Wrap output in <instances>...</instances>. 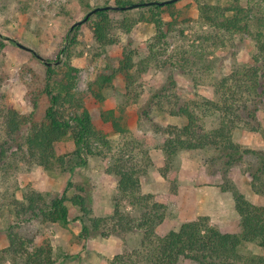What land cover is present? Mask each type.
<instances>
[{
	"label": "rangeland",
	"instance_id": "obj_1",
	"mask_svg": "<svg viewBox=\"0 0 264 264\" xmlns=\"http://www.w3.org/2000/svg\"><path fill=\"white\" fill-rule=\"evenodd\" d=\"M105 5H115V0H0V98H5L19 113H33L34 119L41 121L49 105L45 62L58 55L61 61L78 68L77 97L91 113L94 126L104 131L109 140L107 144H95L102 154L89 157L84 166L78 165L80 160L71 155L73 144L69 139L55 147L57 155H65L64 166L55 164L47 169L14 154L0 160V264H23L22 259L3 253L12 224L21 225L33 240L29 249L38 241L49 243L54 264H111L115 255L138 249L142 230L81 237L88 220L71 202H67L70 215L65 225L31 218L29 213L17 217L16 211L30 190L43 194L47 200L64 191L67 197L82 194L93 217H109L117 204L122 211H132L121 202L118 178L109 170L112 156L119 149L133 150L140 165L146 167L147 174L140 177L142 193L169 194L170 182L157 168L166 159L162 150L167 136L164 129L181 126L186 119L157 109L150 103L152 96L165 87L167 92L189 100L212 98L222 78L250 65L258 31H264V0H177L162 14L166 38L160 47V58L149 61L142 71L138 68L147 55V40L155 33L153 24L140 21L124 33L117 26L123 14L111 9V35L116 43L99 45L92 31L93 19L69 34L73 23L92 8ZM235 7L244 9V30H221L216 22L232 17ZM132 13H146V6L132 8ZM208 16L214 21H207ZM126 48L134 51L137 63V71L132 70L137 75L132 90L126 89L125 74H116L100 88L102 75H110V64L120 59ZM108 113L120 122L124 134L114 132L111 123L104 122ZM218 123L215 115L206 121V128L217 127ZM28 126L23 128L24 136ZM234 139L243 148L264 150V114L236 129ZM172 167L177 170L179 188L174 198L165 203L164 217L155 230L157 236L204 215L220 231L236 233L240 218L233 193L243 194L256 205L264 203V197L251 189V167L247 163L226 167L217 150L181 151ZM242 250L246 254L264 253L252 243ZM180 264L196 263L184 259Z\"/></svg>",
	"mask_w": 264,
	"mask_h": 264
},
{
	"label": "trees",
	"instance_id": "obj_2",
	"mask_svg": "<svg viewBox=\"0 0 264 264\" xmlns=\"http://www.w3.org/2000/svg\"><path fill=\"white\" fill-rule=\"evenodd\" d=\"M247 1L250 3L257 0ZM131 3V0H115L118 6ZM169 7L171 3L163 6L153 4L146 6V13L137 15L132 13V9L118 10L123 17L117 26L124 33L140 21L155 27L154 35L147 40V55L140 66L138 64V69L142 71L146 70L149 61L160 58V47L166 38L162 14ZM110 10H98L85 21L93 19V35L101 46L117 42L111 35L114 25L109 16ZM233 11L235 14L232 17L225 16L216 22L221 30H244L245 24L241 17L244 9L235 7ZM207 21L214 20L208 16ZM80 25L70 28L69 34L77 31ZM63 51L61 49L60 52ZM45 63V92L49 96V105L41 121H36L33 113H19L5 98H0V160L7 158L8 154H14L47 169L53 168L55 164L64 166L65 155H57L55 147L69 139L73 144L71 155L80 160L78 165L84 166L89 157L102 154L95 144H107L109 140L104 131L94 126L91 113L77 97L75 87L78 68L69 61H61L58 55L51 62ZM109 68L110 75H102L99 87L109 84L116 74H125L126 89L131 91L137 77L132 73L133 69L137 71L134 51L123 49L122 57L111 63ZM213 93L212 98L189 100L167 92L164 87L150 100L157 109L186 119L181 126H167L164 129L167 136L162 150L166 159L157 168L170 182L169 194L142 193L140 177L147 174L146 167L140 165L138 155L133 150L119 149L112 156L109 170L118 178L121 202L132 211H122L117 204L109 217H93L90 216L86 197L82 194L67 197L64 191L47 200L43 194L30 190L19 203L17 217L29 213L31 218L40 217L44 222L65 225L70 215L67 202H71L87 217L88 222L83 225L80 234L83 238L142 230L143 239L139 248L115 255L111 264H180L184 259L196 264H264V253L246 254L242 250L248 243L264 250V203L253 204L239 192L233 193L235 210L240 218L236 233L220 231L211 224L207 215L186 220L177 230H170L164 235L157 236L155 232L164 217L166 201L173 199L179 188L177 170L172 165L181 151L214 149L226 167L247 163L251 167V189L264 197V150L243 148L234 139L236 129L248 123V120H256L258 115L264 114V31H258L256 53L250 65L222 78ZM215 115L219 118L218 126L206 128V121ZM103 120L111 123L114 132L125 133V129L111 113L105 114ZM27 125L24 136L22 131ZM78 190L84 191L81 187ZM26 233L19 224L9 226V244L3 251L5 256L22 259L23 264H54L51 245L38 241L29 249L33 240Z\"/></svg>",
	"mask_w": 264,
	"mask_h": 264
},
{
	"label": "water",
	"instance_id": "obj_3",
	"mask_svg": "<svg viewBox=\"0 0 264 264\" xmlns=\"http://www.w3.org/2000/svg\"><path fill=\"white\" fill-rule=\"evenodd\" d=\"M177 0H161V1H144V2H135V3H131L129 5H124V6H118V5H105V6H99V7H95L93 9H91L89 12L86 13V15L84 16L83 19L79 20V21H76L75 23H73L71 25V29L74 28L75 25H80L82 24L83 22H85L88 17L93 14L94 12L98 11V10H101V9H112V10H125V9H132V8H137L139 6H149V5H153V4H157V5H160V6H163L165 4H169V3H173ZM20 47H22L23 49H26V50H29V51H32L33 53H35L30 47H27L21 43H17ZM37 57L40 58V55L37 54Z\"/></svg>",
	"mask_w": 264,
	"mask_h": 264
}]
</instances>
